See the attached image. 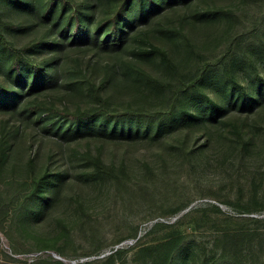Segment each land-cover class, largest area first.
Listing matches in <instances>:
<instances>
[{
	"label": "rangeland",
	"instance_id": "1",
	"mask_svg": "<svg viewBox=\"0 0 264 264\" xmlns=\"http://www.w3.org/2000/svg\"><path fill=\"white\" fill-rule=\"evenodd\" d=\"M158 1L161 4L153 15L134 17L121 47L95 48L90 41L94 21L87 35L75 38L68 34L58 54L57 83L28 99L45 101L51 96L58 107L72 109L93 104L88 84L100 82L109 63L116 78L104 81L103 92L114 107L130 105L160 112L175 97L172 89L156 87L131 70L140 68L163 82L178 84L201 63L225 52L232 56L237 81L247 91L256 92V74L264 77V58L253 42L257 36L264 38V0ZM36 4L34 0H0L1 17L22 25L14 30L3 28L5 37L16 46L46 34L49 27L52 32L61 28L53 20L32 21L37 11L30 5ZM146 42L164 49L177 72L156 53L134 52L137 47L147 49ZM192 46L200 57H194ZM52 51L44 49L37 56L43 58ZM125 62L132 66L130 71ZM8 65L0 46V74L11 81ZM74 81L76 87L71 85ZM204 89L214 98L229 100L226 78L214 76ZM260 98L242 110L228 102V110L215 122L181 115L158 128L146 127L143 119L115 126L109 121L101 127L87 126L83 135L66 140L46 131L34 115L23 118L20 107L10 112L12 117L0 112V129L10 127L12 131L0 171L1 206L8 208L0 224V264L93 263L99 259L91 254L95 247L101 248L100 257L114 247H126L112 264H134L135 251L145 245L181 236L194 242L193 246H210L217 235L245 230L259 233L253 236V253L264 264V97ZM175 106L176 112L199 113L206 103L190 97L182 108ZM6 118L9 122L4 124ZM208 129L213 135L203 145ZM97 131L107 135L92 133ZM240 136L243 140L252 136V143L243 146L237 141ZM87 149L100 152L106 163L126 166L121 184L88 175L91 165L80 156ZM45 166L64 175L61 199L43 209L22 211L18 203L26 192L23 186H30L31 178ZM249 217L256 220L249 221ZM156 221L163 225L153 229ZM54 246L64 253L56 252ZM192 259L186 264H199V257Z\"/></svg>",
	"mask_w": 264,
	"mask_h": 264
},
{
	"label": "trees",
	"instance_id": "2",
	"mask_svg": "<svg viewBox=\"0 0 264 264\" xmlns=\"http://www.w3.org/2000/svg\"><path fill=\"white\" fill-rule=\"evenodd\" d=\"M11 1L26 3V0ZM34 1L37 2L36 7L30 6L37 11V14L32 17V21L36 19L53 20L54 23H59L61 28L57 32H52L49 27L46 34L16 46L5 37L3 28L14 30L21 28L22 25L3 19L0 12V46L9 59L8 68L12 74L9 76L12 78L11 81L0 74V112L7 113L9 114L8 117H12L10 112L20 107L23 118L27 119L30 115H34L46 131L59 139L80 137L87 126H99L109 121H112L111 124L115 126L117 123L124 124L131 120L143 119L142 122L146 127L155 125L158 128L165 123L173 122L181 115L187 116L188 120L209 119L211 122H215L219 115L228 110V102L237 104L238 108L242 110L244 107H252L256 101L262 99L260 96L264 97V77L256 74V92L247 91L245 86L240 84L233 75L232 56L225 52L211 61L201 63L196 71L189 73L188 78L185 81H178V84L163 82L140 68L135 67L131 70L132 66L125 62L126 68L129 71H134L138 78H142L161 89L168 87L172 89V94L175 97L167 102L165 108L160 112L150 113L130 105L121 109L114 107L109 97L103 92L104 81L107 78H116L115 70L111 71L108 67L111 66L109 63L105 64L107 68L104 70L102 80L97 84L94 82L88 84V92L95 100L93 104L72 109L67 105L58 107L51 96H48L45 101L38 100V97L35 100H30L28 97L31 94L39 95L38 93L53 87L57 83L58 54L61 50L60 47L67 41L68 34L72 33L75 38L83 37L88 34L90 22L94 21L95 25L90 35V41L95 48L121 47L122 42L128 36L127 27L132 25L136 18H147L153 15L161 4L158 0H98L97 5L93 4V0H45L44 4L40 0ZM216 9L222 13H228L224 8ZM96 15L98 16L96 17ZM250 32L253 33V30ZM255 40L256 42H253L255 49L257 48L264 58V38L257 36ZM146 44H148L147 49L137 47L134 52L136 54L156 53L165 66L174 73L177 72L176 63L171 60L164 49L150 42H146ZM49 48L53 50L50 54L38 58L37 52ZM191 50L194 57H200L194 46ZM244 56L250 66L255 69L250 57L245 53ZM214 76H221L229 81L231 89L228 101H221L205 92V85ZM71 85L76 87L77 83L74 81L71 82ZM235 88H237L236 92ZM180 94H183V97ZM190 97L204 100L206 108L199 113L188 112L187 109L176 112L175 105L182 108L190 100ZM55 117L62 121H59L58 118L55 120ZM8 122L9 120L6 118L4 124ZM235 128L237 129V127ZM92 133L98 134V136L107 135L105 132L99 131ZM212 135L213 131L208 129L206 136H203L205 138L203 145ZM11 136L10 127L6 130L0 129V171L8 156ZM237 141L246 147L252 143V136L246 137L244 140L240 136ZM80 156L91 165L88 172L89 176L119 185L123 180L122 176L127 173L125 165L106 163L98 151L92 152V150L87 149L80 153ZM60 173L61 171L56 169L50 171L49 167L45 166L41 172L31 178L30 186H23L26 192L18 203L19 208L22 211L26 209L32 211L37 207L43 209L46 205H52L57 200L59 201L64 190V186H60L64 175L61 177ZM10 209L12 211L13 206ZM10 209L9 214L11 213ZM7 215L8 208L6 205L1 206L0 201V224ZM247 219L249 221L256 220L254 217ZM160 225L163 224L156 221L152 228ZM23 226L26 227V225ZM256 234H259L256 230L227 232L217 235L210 246L195 244L197 248H194L195 245L192 244L194 242H187L178 236L177 239H168L142 246L135 251L133 261L134 264H186L187 261H193L192 258L199 257V264H263L260 255L253 253L252 240ZM54 250L59 254L64 253V249L56 246H54ZM125 251H127L126 247H114L110 249L108 254L100 257L103 252L100 247H95L91 254L98 256L99 259L93 263L86 261L76 264H112ZM56 262L63 263L59 260Z\"/></svg>",
	"mask_w": 264,
	"mask_h": 264
}]
</instances>
